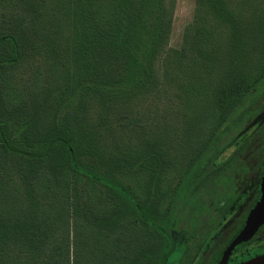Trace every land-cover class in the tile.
<instances>
[{
	"label": "trees",
	"instance_id": "16d2710c",
	"mask_svg": "<svg viewBox=\"0 0 264 264\" xmlns=\"http://www.w3.org/2000/svg\"><path fill=\"white\" fill-rule=\"evenodd\" d=\"M48 2H36L37 20L45 6L49 10ZM67 3L74 36L65 60L75 61L79 75L88 72L90 78L79 82L77 97L81 94L86 104L98 94L104 103L113 104L120 96L150 89L157 78L155 63L171 34L167 0ZM206 3L199 0L195 23L186 33V47L174 52L177 61L188 64V89L205 86L206 90V76H201V70H206ZM214 8L219 11L216 2ZM56 9L53 24L61 25L64 8L59 3ZM7 10L4 6L5 14ZM29 15L25 12L24 17L13 18L12 26L23 32ZM27 45L23 36L0 35V52L8 48L11 52L0 57V264H165L173 248L172 232L182 216L201 217L204 172L217 171L219 176V171L226 170L213 163L233 145L227 141L233 129L249 112L257 115L256 109L245 104L255 87L264 83V73L260 79L231 78L225 88L209 87L206 146L179 188L166 190L163 206L151 213L140 199L130 198L123 181L94 167L92 161L99 162L101 149L83 129L67 130L68 136L55 125L44 133L38 122L41 115L34 119L24 110V95L16 93L11 74ZM196 65L202 67H197L198 77L191 70ZM194 78L200 80L194 82ZM54 109L48 110L51 120ZM11 161L22 167L17 179L10 170ZM131 223H141L144 229L131 231Z\"/></svg>",
	"mask_w": 264,
	"mask_h": 264
},
{
	"label": "rangeland",
	"instance_id": "374dc122",
	"mask_svg": "<svg viewBox=\"0 0 264 264\" xmlns=\"http://www.w3.org/2000/svg\"><path fill=\"white\" fill-rule=\"evenodd\" d=\"M37 1L40 0H0V35L13 33L28 42L25 56L11 74L16 93L24 95V110L34 119L41 115L38 122L44 133L55 125L63 132L72 131L74 127L83 129L101 149L97 151L99 162L92 161L94 167L123 181L131 199H140L151 213H157L163 206L166 190L179 188L192 161L206 146V116L211 114L209 100L212 97L209 87L223 85L225 88L231 78L263 77L264 0H207L206 70H201V76H206V90L205 86L188 89L191 80L187 74L188 64L177 61L174 56V52L186 47V33L195 23L199 0H167L172 17L171 34L155 63L156 80L150 83V89L120 96L122 99L113 104H105L98 94L84 104L82 95H76L79 82L90 78L88 72L82 74L81 71L79 75L75 61L65 60L69 41L74 36V22L70 25L68 19L69 0H48L49 10L45 6L39 20L35 9ZM215 2L219 11L214 8ZM59 3L64 8L62 24L54 25L52 16L57 15L54 10ZM4 6L8 7L9 14L3 12ZM25 12L30 14L28 27L19 32L12 22L24 17ZM49 14L53 15L49 17ZM10 19H13L11 23ZM9 55V48L0 52V57ZM169 55L173 57L170 59ZM80 62L85 64V61ZM197 67L201 66L196 65L191 70L198 77ZM193 80L197 82L200 78ZM255 89L245 104L248 109H256L264 83ZM45 104L48 106L44 107ZM40 106L43 109L37 112ZM51 107L55 108L52 120L48 117ZM256 117L255 112H249L229 135V144L234 145L242 135V138L248 136L261 142L264 125L255 124ZM66 134L69 136V132ZM15 137H19L18 133ZM233 145L228 154L236 153ZM103 160L106 161L104 164ZM9 166L17 179V172L22 167L12 161ZM199 212L200 218L182 216L178 229L172 232L174 246L165 264H179L186 254L192 239L191 231L204 218V205H200ZM135 227L144 229L141 223H131L130 230Z\"/></svg>",
	"mask_w": 264,
	"mask_h": 264
},
{
	"label": "flooded vegetation",
	"instance_id": "af4514ba",
	"mask_svg": "<svg viewBox=\"0 0 264 264\" xmlns=\"http://www.w3.org/2000/svg\"><path fill=\"white\" fill-rule=\"evenodd\" d=\"M256 110L255 124L264 125V91L257 97ZM233 146L236 153L221 154L213 163L214 167L226 166V170L219 171V176L217 171L204 172V218L192 229V239L179 264H222L262 197L264 138L255 142L241 137ZM263 255L264 225L252 238L235 246L225 262L243 264Z\"/></svg>",
	"mask_w": 264,
	"mask_h": 264
},
{
	"label": "water",
	"instance_id": "95a60500",
	"mask_svg": "<svg viewBox=\"0 0 264 264\" xmlns=\"http://www.w3.org/2000/svg\"><path fill=\"white\" fill-rule=\"evenodd\" d=\"M264 225V180H263V192L262 197L255 206V208L252 210V212L249 215L247 225L244 228V230L240 233V235L236 238L234 243L231 245L229 250L226 252V255L224 257V260L222 264H226L225 260L229 256L232 249L237 246L238 244L245 242L246 240L252 238ZM243 264H264V255L254 258L248 262H245Z\"/></svg>",
	"mask_w": 264,
	"mask_h": 264
}]
</instances>
